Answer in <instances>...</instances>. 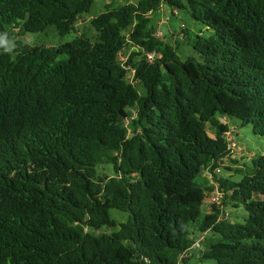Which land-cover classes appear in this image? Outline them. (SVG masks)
<instances>
[{
  "label": "trees",
  "instance_id": "obj_1",
  "mask_svg": "<svg viewBox=\"0 0 264 264\" xmlns=\"http://www.w3.org/2000/svg\"><path fill=\"white\" fill-rule=\"evenodd\" d=\"M92 3L0 0V264H177L199 236L182 264H264V152L239 165L222 119L264 138V0L108 1L91 39ZM163 6L210 28H182L194 55L155 35ZM49 28L73 37L17 39Z\"/></svg>",
  "mask_w": 264,
  "mask_h": 264
},
{
  "label": "rangeland",
  "instance_id": "obj_2",
  "mask_svg": "<svg viewBox=\"0 0 264 264\" xmlns=\"http://www.w3.org/2000/svg\"><path fill=\"white\" fill-rule=\"evenodd\" d=\"M111 1L115 4H122L127 1L133 0H93L92 6L88 14L82 16V19L77 23V34L84 33L87 37L93 39L96 36V32L92 25L90 24V19L97 16L100 12L104 10L105 4ZM168 19L163 22L161 10L157 11L153 15V19L151 21V25H153L156 29V32L159 33V37L161 39H166L170 44L179 48V55L181 58H186L188 55H192L193 52L189 49L185 36H183L181 30H187V36L192 38L196 33H200L203 36H207L210 33V28H206L201 23L195 21L188 15L187 13H182L179 15V12L176 14L177 16H173L169 13V9L167 12ZM181 23L184 25L181 26ZM181 27V28H180ZM183 28V29H182ZM51 29V31H49ZM53 30V31H52ZM73 37L72 34L65 35L64 37H60L52 28L47 29L42 33H29L25 36L18 37L22 43H27L31 46L39 45V44H58L64 42L66 40H70ZM15 44L13 42L0 39V47L4 49L11 50L12 46ZM194 55V54H193ZM122 56V53L120 54ZM122 59V57H120ZM223 120H227L231 127H234V140H231V144L234 147V156L242 155L243 158L239 159V165L243 164V162H248L249 159L255 155L262 154L264 152V138L254 134L252 127L250 124H241V122L235 117H222ZM210 132V129L208 127ZM233 134H230V139H232ZM241 151V152H240ZM241 153V154H240ZM229 165L231 162L228 161ZM222 175L224 177H228L231 180L238 181L240 179V175L238 173H232L228 170H222ZM232 205V204H231ZM231 205L226 206L225 210L228 213L229 218H236L239 213L242 215H246L243 207L239 205V207H232ZM202 211L208 209L207 201L204 200L201 206ZM110 214L115 218H120V220H124L125 214L119 212L115 209L110 210ZM210 260H199L196 256L190 258L187 264H210Z\"/></svg>",
  "mask_w": 264,
  "mask_h": 264
},
{
  "label": "built area",
  "instance_id": "obj_3",
  "mask_svg": "<svg viewBox=\"0 0 264 264\" xmlns=\"http://www.w3.org/2000/svg\"><path fill=\"white\" fill-rule=\"evenodd\" d=\"M174 13L177 14L178 11L177 10H174ZM184 24L181 23V26H183ZM156 36L159 37V33H155ZM154 57V54L153 53H149L147 54V58L149 60H152ZM231 137V136H230ZM219 169L217 168L216 169V172H218ZM209 200L211 202H219V193L217 191V189H215L214 193L211 194V197L209 198ZM202 242H203V236H199L197 239H195V241L190 245V247L188 248L187 252L183 253L181 256H180V259L179 261L177 262V264H182V259L181 257H188V256H191L193 254L194 251L200 249L202 247Z\"/></svg>",
  "mask_w": 264,
  "mask_h": 264
},
{
  "label": "crops",
  "instance_id": "obj_4",
  "mask_svg": "<svg viewBox=\"0 0 264 264\" xmlns=\"http://www.w3.org/2000/svg\"><path fill=\"white\" fill-rule=\"evenodd\" d=\"M167 12H168V8H167L166 6H163V7L161 8V14H162V18H163V20H161L160 22H163V21H165V19H166V20L168 19Z\"/></svg>",
  "mask_w": 264,
  "mask_h": 264
}]
</instances>
